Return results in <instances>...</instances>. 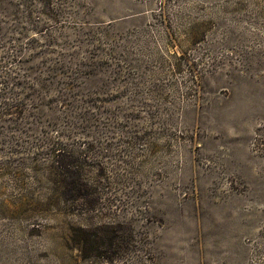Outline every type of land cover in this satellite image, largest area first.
<instances>
[{
  "label": "rangeland",
  "instance_id": "obj_1",
  "mask_svg": "<svg viewBox=\"0 0 264 264\" xmlns=\"http://www.w3.org/2000/svg\"><path fill=\"white\" fill-rule=\"evenodd\" d=\"M0 264H264V0H0Z\"/></svg>",
  "mask_w": 264,
  "mask_h": 264
},
{
  "label": "trees",
  "instance_id": "obj_2",
  "mask_svg": "<svg viewBox=\"0 0 264 264\" xmlns=\"http://www.w3.org/2000/svg\"><path fill=\"white\" fill-rule=\"evenodd\" d=\"M56 164H58V182L64 186L61 192V197L63 198V201H65V198L68 196L70 197L69 199L74 200L75 197L83 193V190L81 189L83 182H81V178L75 170L74 162L70 159H64L57 156Z\"/></svg>",
  "mask_w": 264,
  "mask_h": 264
}]
</instances>
